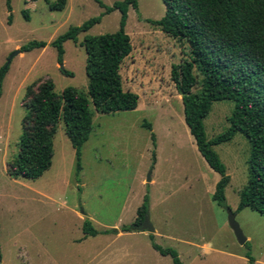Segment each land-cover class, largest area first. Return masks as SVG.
<instances>
[{"label":"rangeland","instance_id":"rangeland-1","mask_svg":"<svg viewBox=\"0 0 264 264\" xmlns=\"http://www.w3.org/2000/svg\"><path fill=\"white\" fill-rule=\"evenodd\" d=\"M100 1L110 5L116 0ZM136 1L124 25L131 50L118 70L122 89L137 94L136 107L99 113L89 105L92 126L80 147L77 173L74 150L58 121L49 168L28 179L11 178L5 171L17 152L25 86L49 78L56 93L71 86L85 95L80 41L84 35L115 31L119 12L104 14L94 0H66L61 10L49 9L44 0H10L8 11L0 0V67L8 63L0 93V264H172L151 247L148 233L119 231L131 224L144 196L153 242L172 248L181 264H246V252L255 264H264V215L235 210L247 177L248 142L235 133L212 146L229 176L225 205L218 206L210 194L219 175L196 150L169 78L171 64L189 57L187 43L145 21L162 16L161 0ZM100 14L99 22L75 41H63L58 64L50 41ZM32 40L46 44L19 52ZM59 65L71 75L62 74ZM231 107L228 100L212 102L202 121L206 139L227 127ZM226 208L246 237L242 245L227 223ZM85 219L95 235L83 237ZM189 241L205 246L194 248Z\"/></svg>","mask_w":264,"mask_h":264},{"label":"trees","instance_id":"trees-1","mask_svg":"<svg viewBox=\"0 0 264 264\" xmlns=\"http://www.w3.org/2000/svg\"><path fill=\"white\" fill-rule=\"evenodd\" d=\"M10 0H4L10 10ZM66 0H44L52 10H61ZM102 13L118 10V28L109 33L84 35L80 41L85 53L84 73L86 94L73 87L53 90L49 78L25 86L22 97L24 114L21 133L17 139L15 157L7 161L6 174L11 178L35 179L49 168L52 156V136L58 121L74 150L76 173L80 170V147L91 130V111L112 113L133 110L137 94L123 90L119 74L122 60L130 53L131 43L124 30L128 7L137 8L136 0H116L104 5ZM164 10L160 18L146 22L157 26L164 34L186 41L189 57L171 64L169 78L173 82L182 104L183 122L194 145L208 167L219 175L210 199L218 206L225 205L224 187L229 182L224 165L218 159L213 145L226 142L235 133L248 142L246 158L247 177L238 191L235 210L248 208L264 215V0H161ZM22 14L27 18L26 10ZM100 15L90 17L79 25L69 26L57 35L49 45L54 47L56 62H62V43L75 41L99 22ZM8 21V20H7ZM43 41H28L19 52L43 47ZM8 63L0 67L1 81ZM62 74L71 72L60 69ZM198 84V89L192 88ZM231 101L227 127L206 139L203 119L214 101ZM142 126L150 130L149 123ZM153 139V134H150ZM147 199L135 209L131 224L121 226L119 231H141L139 223L147 213ZM83 237L95 235L88 220L81 224ZM115 229L113 230V232ZM151 247L160 255H168L172 264H181L176 252L161 247L147 234ZM246 264H255L246 252Z\"/></svg>","mask_w":264,"mask_h":264},{"label":"water","instance_id":"water-1","mask_svg":"<svg viewBox=\"0 0 264 264\" xmlns=\"http://www.w3.org/2000/svg\"><path fill=\"white\" fill-rule=\"evenodd\" d=\"M16 53H18V50H15V52L12 53L11 56ZM59 67L60 69L63 68L62 65H59ZM225 210H226L227 223L229 227L231 228L237 243L239 245H242L245 242L246 237L243 235L238 223L236 222L234 213L228 208H226ZM138 228L141 229V231H144L146 233H153L154 229L151 226V224L148 222L147 214H145V216L143 217V220L139 223Z\"/></svg>","mask_w":264,"mask_h":264},{"label":"crops","instance_id":"crops-1","mask_svg":"<svg viewBox=\"0 0 264 264\" xmlns=\"http://www.w3.org/2000/svg\"><path fill=\"white\" fill-rule=\"evenodd\" d=\"M131 232H132V231H131ZM134 232H138V233H144V234H146V232H144V231H134ZM119 233H120V232H119ZM153 233H155V230L153 231ZM189 245H190V246H193L194 248H198V246H201V247L205 246L204 243L199 244L198 242H194V241H189Z\"/></svg>","mask_w":264,"mask_h":264}]
</instances>
